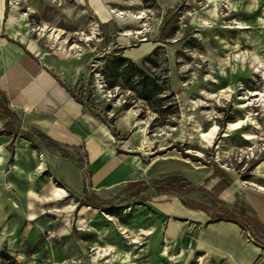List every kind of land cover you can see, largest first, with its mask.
I'll return each instance as SVG.
<instances>
[{"label": "rangeland", "instance_id": "1", "mask_svg": "<svg viewBox=\"0 0 264 264\" xmlns=\"http://www.w3.org/2000/svg\"><path fill=\"white\" fill-rule=\"evenodd\" d=\"M39 1L36 12L21 7L31 37L40 54L80 64L83 73L73 85L90 95L95 113L90 112L106 120L111 167L129 166L122 170L128 177L163 175L178 167L215 168L242 192L253 186L264 191V74L258 67L264 64V0ZM149 53L159 66L145 68L156 74L167 68L162 94L173 93L164 102L172 103L173 112L164 118L144 101H133L129 90L102 83L107 58L122 55L140 63ZM4 105L0 94L2 111ZM20 138L9 118L0 119V144L11 151ZM58 155L74 156L94 186L86 153L58 149ZM225 183L202 180L196 186L204 191L189 197L214 205V197L228 196ZM54 185L59 195L62 187L57 180ZM119 186L106 185L100 192L109 195ZM36 202L31 208L38 214L27 216L17 240L0 232L6 239L0 243V264H121L126 257V264H146L144 257L133 256L143 253L145 237L135 229L147 222L144 205L129 199L101 206L87 192ZM62 226L68 228L64 233ZM33 234L31 244L23 246Z\"/></svg>", "mask_w": 264, "mask_h": 264}, {"label": "crops", "instance_id": "2", "mask_svg": "<svg viewBox=\"0 0 264 264\" xmlns=\"http://www.w3.org/2000/svg\"><path fill=\"white\" fill-rule=\"evenodd\" d=\"M22 4L36 12L41 2L20 0V6L0 0V91L5 95L8 107L20 119L21 128H35L61 146L50 149L24 138H20L11 151L4 143L0 144V232L3 236L9 239L11 236L14 240L21 236L27 216L38 214L34 207L31 208L36 205V200L60 199L84 192L108 199L129 182L172 174L180 175L194 185L204 180L208 172L191 167H178V170H169L163 175L148 172L133 177L122 173L129 166L120 163L111 167L105 142L106 126L67 89L74 84V77L82 75L80 64L76 66L75 60L49 53L40 54L38 41L30 34L28 13L21 12ZM51 37L56 38L57 34L52 32ZM58 149L87 154L94 186L74 156H59ZM56 180L62 187L59 195H55ZM230 180L224 189L230 188L232 192L229 189L228 196L218 198L232 204L236 195L241 196L264 226V191L249 184L253 188L246 187L242 192ZM115 183L121 186L115 193L104 195L100 192L101 187ZM142 205L146 207L142 215L147 222L138 224L135 230L145 237L139 248L143 253L137 252L133 256L144 257L146 264H264V249L233 221L210 222L205 212L187 208L176 196L169 194L151 196ZM59 230L64 233L68 228L65 230L62 226ZM35 235L24 238L22 245H30ZM5 240L1 238L0 243ZM62 240L65 244L62 246L69 248L68 237L63 236ZM62 258H70V255ZM128 258L121 259V264L128 263Z\"/></svg>", "mask_w": 264, "mask_h": 264}, {"label": "trees", "instance_id": "3", "mask_svg": "<svg viewBox=\"0 0 264 264\" xmlns=\"http://www.w3.org/2000/svg\"><path fill=\"white\" fill-rule=\"evenodd\" d=\"M105 61L107 65L106 69L102 71V83L107 89L111 90L116 86H120L129 90L132 93L131 99L133 101L138 99L144 101L159 117L164 118L173 112L171 110L172 103H164L165 100L173 95L172 91L162 94L164 90L162 83L167 81L165 73L167 68L162 69V74L151 73V71L145 68V64H150L154 67L159 66L155 58H153L152 53L145 55L140 60V63L134 62L122 55L111 56ZM67 89L76 101L92 113H95L94 103L91 101L90 95H84L82 90L79 91V87L76 85L67 86ZM0 94L5 103L4 111L0 108V119H10V122L15 126V135L32 142L34 145H49L55 148L61 146L57 141L35 128H21L20 119L17 114L8 107L7 99L1 91ZM123 105L129 106L130 104L126 102ZM100 117L105 123V118L102 115ZM110 120L113 121L112 118ZM215 178L226 180L225 186L231 183L229 177L215 168L208 171L203 182L208 183ZM195 191L200 192L204 191V189L192 184L180 175L172 174L148 181L138 180L129 182L122 191L108 199L99 198L97 195L91 193L90 199L97 200L101 206H120L129 199L133 200L136 204H144L146 199L151 196L161 194L173 195L185 207L205 212L209 216L210 222L228 220L237 223L255 243L264 249V226L258 221L253 210L241 196L236 195V199L232 204L214 197V205H212L190 198L189 195Z\"/></svg>", "mask_w": 264, "mask_h": 264}, {"label": "bare ground", "instance_id": "4", "mask_svg": "<svg viewBox=\"0 0 264 264\" xmlns=\"http://www.w3.org/2000/svg\"><path fill=\"white\" fill-rule=\"evenodd\" d=\"M51 31V30H50ZM53 31V30H52ZM56 34V33H55ZM58 34V33H57ZM260 64H258V67H261L262 69H261V73L262 74H264V64H263V62H259ZM260 188V187H259Z\"/></svg>", "mask_w": 264, "mask_h": 264}]
</instances>
